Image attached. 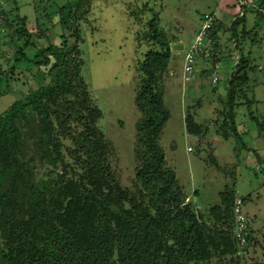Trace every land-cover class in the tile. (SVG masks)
<instances>
[{
  "label": "trees",
  "instance_id": "1",
  "mask_svg": "<svg viewBox=\"0 0 264 264\" xmlns=\"http://www.w3.org/2000/svg\"><path fill=\"white\" fill-rule=\"evenodd\" d=\"M263 4L264 0H257L255 9L250 8L255 17L260 16L256 8ZM69 9L65 2L57 11L58 27L68 33L58 37V45L48 41L31 59L17 51L12 62H25L38 73L46 68L51 81L20 96L0 113V219L7 229L0 244V264H221L226 259L237 263L232 260L237 252L232 234L233 187L226 186L218 194V203L202 212L185 202L174 173L164 167L157 139L168 112L158 89V74L167 65L169 45L159 32L156 15L151 13L146 24L147 40L155 49L146 51L138 64L142 79L134 102L141 117L134 127L137 165L132 191H128L119 187L111 171L112 149L96 128L100 111L91 105L79 67L68 55L76 37L66 22ZM213 26L219 30L220 24L213 20ZM223 33L227 43L235 41L239 54L226 79L225 106L233 137L242 146L234 125L241 106L236 102L247 99L244 89L255 67L242 58L240 43L251 32H246L244 18L237 17ZM249 42L256 45L260 39L254 35ZM13 65L8 72L0 71L9 95L10 83L15 81L10 79ZM254 103L247 100L242 126H253L256 137L264 142V116L250 111ZM17 118L35 124L36 149L43 156L49 154L51 164L59 163L64 172L67 166L58 138L70 142L76 179L39 189L29 180L19 155ZM184 124L188 134H198L190 117ZM262 173L260 169L255 174ZM251 240L248 227L247 246Z\"/></svg>",
  "mask_w": 264,
  "mask_h": 264
},
{
  "label": "rangeland",
  "instance_id": "2",
  "mask_svg": "<svg viewBox=\"0 0 264 264\" xmlns=\"http://www.w3.org/2000/svg\"><path fill=\"white\" fill-rule=\"evenodd\" d=\"M65 2L70 6L66 22L76 34L68 55L79 67V77L91 105L100 111L96 128L112 149L109 163L119 187L132 191L133 171L137 165L133 154L134 127L141 117L134 102L142 79L138 64L146 51L155 49L146 37V24L154 13L159 32L169 45L167 65L158 74V89L168 112V119L157 139L163 152L164 167L174 173L175 183L182 190L185 202L202 212L218 203V194L226 186H232L237 196L244 198L242 207L249 229L263 231L257 233L259 236L256 232L251 235L253 239L257 238L258 248L250 243L244 254L235 255L232 260L237 263L233 264L264 262V250L261 249L264 242L259 239L264 236V189L256 190L254 183L258 180L259 186H264V176L259 178L255 174L264 164V142L256 137L253 126H242L247 116V100L255 102L251 112L264 116V43L251 45L249 40L255 34L246 28V32L251 33L240 43L241 56L249 66L255 67V73L248 75L244 89L247 99H237L236 102L241 104L234 121L243 144L240 146L230 129L225 106L227 82L220 71L221 66L215 70L218 76L215 87L209 84V76L198 74L188 83H183L181 78L184 52L203 21L198 13L212 9L216 0H8L0 30L1 72H8L17 51L31 59L37 49L46 47L48 41L58 45V37L68 35L58 27L57 11ZM256 24L264 26L262 21ZM38 34L47 40L38 39ZM224 38L226 42L220 46L219 52L225 58L223 65L229 72L232 64L227 56L230 45ZM173 44L182 45V51L171 50ZM13 66L12 78L8 77L15 80L10 83L12 95L6 94V77H0V94L3 95L0 97V113L20 96L47 86L51 81L46 68H40L38 73L36 67L25 62ZM188 117L198 127L196 136L188 134L185 129L184 120ZM15 125L20 160L27 177L38 189L41 186L53 188L59 182L76 179L78 170L69 141L58 138L62 159L67 166L64 172L59 163L51 164L49 154L43 156L36 149L34 123L17 118ZM253 193L260 196L254 204L249 198ZM254 209L259 215L250 221ZM3 225L0 219V244L7 230ZM228 260L221 261V264H229Z\"/></svg>",
  "mask_w": 264,
  "mask_h": 264
},
{
  "label": "built area",
  "instance_id": "3",
  "mask_svg": "<svg viewBox=\"0 0 264 264\" xmlns=\"http://www.w3.org/2000/svg\"><path fill=\"white\" fill-rule=\"evenodd\" d=\"M8 0H0V30L4 25L5 21V4ZM260 17L264 20V4L256 8ZM229 46V55L231 59V70L226 74V79L231 74V71L236 66L238 61V55L235 51V41L231 40L228 42ZM220 40L217 29L213 26V20L209 16H206L203 19L199 30L194 36L193 42L184 52L182 63H181V78L183 83L192 82L195 80L197 75V65L199 62L203 64H209L208 69L203 68L202 75L210 77L209 84L212 87H215L218 83V76L215 74V66L220 62L223 57L221 56L220 51ZM224 60V59H223ZM205 77V78H206ZM189 151V149L187 150ZM234 199L232 202V218H233V228L232 234L237 245L236 256L244 254V250L247 247V234H248V225L247 218L243 211L241 197H238L236 192L234 193Z\"/></svg>",
  "mask_w": 264,
  "mask_h": 264
},
{
  "label": "crops",
  "instance_id": "4",
  "mask_svg": "<svg viewBox=\"0 0 264 264\" xmlns=\"http://www.w3.org/2000/svg\"><path fill=\"white\" fill-rule=\"evenodd\" d=\"M234 1L236 3L235 5H234ZM256 3H257V0H216L215 6L212 9H210L208 11H206V10L202 11L201 10V12L198 14H199V16L202 17V19H204L206 16H209L210 18H212V20H216L220 24L219 30L217 29V32L219 34V40H220L221 45H223V42H226L224 40L225 34L223 32L227 29V27L232 22V20H234V18H237V17L238 18L243 17L245 29L246 28H248V30L252 29L254 31L256 37L259 36L258 38L260 39V42L256 44L257 46H259L262 43H264V26L262 24H261V26H259L256 23L257 22L261 23V21L264 22V20L260 16L258 18L255 17L256 15L252 11H250V8L255 9ZM202 23H203V21H202ZM197 31H196V33H197ZM246 31H247V29H246ZM261 38H263V39H261ZM228 50H229V47H228ZM237 55L239 56L238 53H237ZM227 56L230 58V60L232 59V57L229 56V53ZM223 59L220 62H218L215 66H213V68L216 66H221L220 71H222L224 73V76L227 77L226 74L228 72H227V69H225V66L223 65L225 62V58H223ZM201 67L207 68L208 65L203 64L202 62H199V64L197 65V75L201 74V76H202L203 70H201ZM216 70H217V68H216ZM260 169H262L263 173L261 175H259V178H262L264 176L263 175L264 174V164L260 165ZM254 179H258V178H254ZM254 183L256 185L255 186L256 190L264 189V186H259L258 180H255ZM259 197L260 196L258 194L253 193V195H250L249 198H250L251 203L254 204ZM258 212L259 211L257 209H254L251 211V214H252L251 218L252 219H250V221H253L257 218V216L259 215ZM247 225H248V221H247ZM252 229L250 228L251 235L252 234L254 235V232H256V234L259 232H263V231H258L257 229L256 230H254V229L252 230ZM257 236H259V234H257ZM251 239H252L251 244L256 245L255 247L258 248V246L256 244L257 238L255 240L251 236ZM259 239L264 242V236H262L261 238L259 237ZM261 249L264 250V243H263V246H261Z\"/></svg>",
  "mask_w": 264,
  "mask_h": 264
},
{
  "label": "water",
  "instance_id": "5",
  "mask_svg": "<svg viewBox=\"0 0 264 264\" xmlns=\"http://www.w3.org/2000/svg\"><path fill=\"white\" fill-rule=\"evenodd\" d=\"M182 45H180V44H173L172 46H171V50H173V51H182Z\"/></svg>",
  "mask_w": 264,
  "mask_h": 264
}]
</instances>
